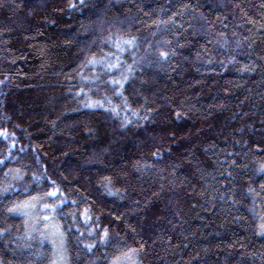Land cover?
Returning <instances> with one entry per match:
<instances>
[{
    "label": "trees",
    "instance_id": "16d2710c",
    "mask_svg": "<svg viewBox=\"0 0 264 264\" xmlns=\"http://www.w3.org/2000/svg\"><path fill=\"white\" fill-rule=\"evenodd\" d=\"M0 264H264V0H0Z\"/></svg>",
    "mask_w": 264,
    "mask_h": 264
},
{
    "label": "rangeland",
    "instance_id": "374dc122",
    "mask_svg": "<svg viewBox=\"0 0 264 264\" xmlns=\"http://www.w3.org/2000/svg\"><path fill=\"white\" fill-rule=\"evenodd\" d=\"M54 232H55V230H54ZM55 245H56V244H55ZM55 248H56L55 250H57V251H58V247H57V246H55Z\"/></svg>",
    "mask_w": 264,
    "mask_h": 264
},
{
    "label": "snow or ice",
    "instance_id": "6c2138e0",
    "mask_svg": "<svg viewBox=\"0 0 264 264\" xmlns=\"http://www.w3.org/2000/svg\"><path fill=\"white\" fill-rule=\"evenodd\" d=\"M162 55H166V54H162ZM52 195H55V193H53Z\"/></svg>",
    "mask_w": 264,
    "mask_h": 264
}]
</instances>
